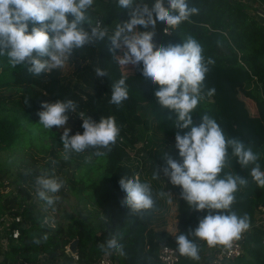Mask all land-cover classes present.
<instances>
[{
  "label": "trees",
  "instance_id": "obj_1",
  "mask_svg": "<svg viewBox=\"0 0 264 264\" xmlns=\"http://www.w3.org/2000/svg\"><path fill=\"white\" fill-rule=\"evenodd\" d=\"M117 2L94 0L95 8L89 10L93 22L100 19L110 35L117 24L129 19L127 10L118 7ZM145 2L151 7L155 0ZM257 2L264 5V0ZM188 3L190 7L198 8L199 13L173 29L171 35L164 33L165 24L157 22L154 42L158 46L182 44L188 36H192L201 44L204 62L207 63L210 58L215 63L209 65L210 71L201 91L202 99L192 113L194 124L199 125L205 114L214 118L226 138H239L259 154L258 163L264 171V24L252 15L253 8L248 0H188ZM110 46V41L105 38L104 41L76 49L63 68L39 76L28 72L30 65L27 63L12 67L6 56L0 57V153L20 151L30 146V143L23 145L20 130L26 126L24 118L39 124L38 112L43 110L42 103L71 99L77 104V109L68 113V125L65 127L71 128L70 136L84 132L80 113L96 122L113 116L120 127L117 143L103 157L95 156V150L88 149L82 153H71L65 160L60 152L64 151L60 139L64 129L54 126L52 130H43L54 139L52 145L42 146V153L49 158L40 170H44L47 176L55 177L54 162L57 171L67 178L64 187L86 203L96 202L100 194L112 197L119 194L124 198L126 193L119 184L121 178H139L141 182L151 184L156 197V210L146 212L143 217L129 216L128 209L120 202L115 216H109L96 225L80 211L67 212L63 222L52 225L45 220L46 214L39 204L30 201L29 195H24L25 190H19V194L4 193L7 185L0 169V219L7 214L21 216L20 223L10 226V229H19L20 236L18 240L10 241L4 252L5 263L36 262L41 255H46L53 260L61 258V264H97L107 254L98 247L99 243L107 240L110 232L120 231L126 255L109 253L115 264H163L159 259L161 245L166 243L176 249L175 235L194 230L199 220L208 214L207 210L189 208L186 201L180 198L181 188L173 186L163 172L159 173L158 179H153L155 170L164 166L163 157L167 153L182 163L178 150L174 154L167 149L160 151L147 140V133H153L154 136H161L163 144L168 145V141L174 140L176 132L180 131L174 127L176 116L171 113V119H168L169 111L160 108L155 96L159 85L143 76L142 62L140 66L120 65L109 51ZM124 51L126 49H117L115 54L122 56ZM97 67L106 69L108 75L98 78L95 73ZM122 77L126 78L129 98L116 106L110 103L112 84ZM238 84L253 102L254 113L237 115L231 97ZM210 89H215L211 95L208 94ZM32 107L33 110L30 109ZM144 108L149 109L150 120L142 118L140 111ZM231 152L229 147V155ZM89 158L90 162H86ZM253 166L243 168L232 157L224 169L249 181L246 187L235 193L236 200L232 205V211L238 216L247 215L249 222L264 206V188L258 187L250 175ZM70 167L73 171L68 169ZM148 173L150 177L146 176ZM159 181L167 186H162ZM169 189L176 199L177 232L174 236L167 230L168 209L164 200ZM216 211L213 210V214ZM45 235L46 240L43 239ZM36 237L41 238L40 244L34 243ZM74 241L77 260L66 253V248ZM196 242L200 246V260L179 255L180 264H206L202 261L207 251L206 242L198 239ZM230 264H264V232L256 230L250 234L244 242V255Z\"/></svg>",
  "mask_w": 264,
  "mask_h": 264
},
{
  "label": "clouds",
  "instance_id": "obj_2",
  "mask_svg": "<svg viewBox=\"0 0 264 264\" xmlns=\"http://www.w3.org/2000/svg\"><path fill=\"white\" fill-rule=\"evenodd\" d=\"M93 5L94 0H0V57L6 56L12 67L27 63L30 65L28 72L39 76L63 68L74 50L107 38L111 44L109 51L120 65L140 66L142 62L143 76L159 85L155 96L160 108L169 111L168 119H171V113L175 114L174 127L180 130L175 135V147L182 163L167 153L163 157L164 166L155 170L153 179H158L159 173L163 172L173 186L181 188L180 198L189 208L208 211L194 230L175 235L176 252L199 261L197 239L209 247L231 248L233 241L239 240L250 227L247 215L238 216L232 211L235 193L246 187L249 181L224 169L232 157L243 168L254 165L250 172L252 180L264 188V171L258 163L260 156L239 138H226L221 126L207 114L202 116L199 125L194 124L192 113L202 99L201 91L210 71L209 65L215 63L210 58L204 62L201 44L192 36L182 44L158 46L154 42L157 22L165 24L167 32L168 28L175 29L198 14L199 9L190 7L188 0H167V6L165 0H155L151 7L145 0H118V7L127 10L129 19L117 24L110 35L101 21L93 22L89 14ZM121 48L126 51L117 56L116 50ZM95 73L98 78L108 75L107 70L100 67ZM214 91L210 89L208 94ZM128 98V85L126 78L122 77L112 84L110 103L120 106ZM25 102L27 104L28 100ZM41 107L43 110L38 112L40 125L48 130L54 126L64 129L60 139L65 160L71 153L88 149H94L95 156L103 157L117 143L120 127L113 116L96 122L80 113L84 132L70 136L71 128L65 126L68 125V113L75 112L77 104L68 99L44 102ZM185 129L190 130L183 131ZM86 162H90V158ZM35 183L39 199L53 207L60 199L54 194L61 191L64 181L40 175ZM119 184L126 193L121 206L128 209L129 216L143 217L146 212L156 210V197L149 182L124 177ZM213 210H217L216 214ZM123 238L120 231L110 232L109 238L98 247L103 252L125 256ZM43 239L46 240L47 236ZM34 243L40 244L41 238H34Z\"/></svg>",
  "mask_w": 264,
  "mask_h": 264
},
{
  "label": "rangeland",
  "instance_id": "obj_3",
  "mask_svg": "<svg viewBox=\"0 0 264 264\" xmlns=\"http://www.w3.org/2000/svg\"><path fill=\"white\" fill-rule=\"evenodd\" d=\"M235 87H237V91L235 89V92L232 93V97H230L233 100V104L235 103L234 107L237 110V115H249L254 113L255 106L253 102L246 97L247 95H245V93L242 91L240 84L235 85ZM30 109L33 110L34 108L32 107ZM140 114L144 119L150 120L151 118L148 108L141 110ZM24 119V121H27V123L25 128L20 127V132L23 133V145H28L30 143V146L28 148L21 149L22 151L16 150L11 153H0V169L3 171L4 183L7 185V187L4 189V193L6 194L12 192L19 194V190H25L24 195H29L31 197V200L29 199L30 201L37 202L39 204L42 212L46 214L45 220L47 219L52 225L56 222H63L64 214L73 211H80L82 215L88 216L95 225L109 216H115L118 206L123 199L122 197L118 196L119 194H117L116 197H112L108 194H100L96 202H88V204L86 202L80 201L66 187H63L59 193L54 194L59 196L60 199L53 207H49L44 201L39 199L35 180L36 177L40 175H46V172L44 170H40V167L44 165L49 158L48 155L42 153L41 150L43 149V145H52L54 137L48 134L47 131H43L47 129H45L42 125L30 122V120L28 121L26 118ZM139 131L142 132L141 129ZM147 134V140L151 141L153 148L154 145H156L158 150L162 151L167 149L169 153L172 152L173 154L176 150H178L175 147V139L168 141V145H164L161 136H154L153 133L152 135L149 133ZM139 146H141V144ZM56 150L60 149L56 148ZM60 152L64 154V151L61 150ZM143 158L146 159L145 154ZM52 167L55 178L63 180L64 186H66L65 180L67 178L57 171L54 162L52 163ZM68 169L73 171L72 167ZM68 176H70V173ZM77 176L78 174H76V177ZM146 176L150 177L149 173ZM166 178L169 179L168 177ZM159 182L162 184V186H167L166 183L161 181ZM49 195L53 194L50 193ZM164 201L166 202L168 209V230L171 231L172 226H175L177 223L175 218L176 199L172 190L169 189V191L165 193ZM169 201H171V203H169Z\"/></svg>",
  "mask_w": 264,
  "mask_h": 264
},
{
  "label": "built area",
  "instance_id": "obj_4",
  "mask_svg": "<svg viewBox=\"0 0 264 264\" xmlns=\"http://www.w3.org/2000/svg\"><path fill=\"white\" fill-rule=\"evenodd\" d=\"M253 8L252 15L258 18V21L264 24V5L257 0H248ZM92 8H95L93 5ZM97 21H101L98 19ZM102 22V21H101ZM173 28H168L167 32L164 29V33L167 35L172 34ZM142 155V154H141ZM46 221H48L46 219ZM21 216H12L11 214L4 215L0 219V264H8L4 261V252L7 251L11 240H18L20 236L19 229H10V226L14 223H20ZM250 227L248 230L242 233L239 240H235L232 243L231 248H225L224 246L209 247L206 244L207 251L202 259L206 264H230L241 258L244 255V242L247 237L256 230L264 232V206L258 209L254 219L249 222ZM66 253L70 254L75 260L77 255L69 250V246L66 248ZM159 259L163 264H180V256L176 252L174 247L164 243L159 250ZM62 259L57 258L55 260L48 258L46 255H41L36 262L19 261L13 264H61ZM97 264H115L109 253L105 254Z\"/></svg>",
  "mask_w": 264,
  "mask_h": 264
},
{
  "label": "water",
  "instance_id": "obj_5",
  "mask_svg": "<svg viewBox=\"0 0 264 264\" xmlns=\"http://www.w3.org/2000/svg\"><path fill=\"white\" fill-rule=\"evenodd\" d=\"M69 250L76 254V241L72 242L70 245H69Z\"/></svg>",
  "mask_w": 264,
  "mask_h": 264
},
{
  "label": "crops",
  "instance_id": "obj_6",
  "mask_svg": "<svg viewBox=\"0 0 264 264\" xmlns=\"http://www.w3.org/2000/svg\"><path fill=\"white\" fill-rule=\"evenodd\" d=\"M167 230H168V227H167ZM168 232H169L172 236H174V235L176 234V232H177V223H176L175 226H172L171 231L168 230Z\"/></svg>",
  "mask_w": 264,
  "mask_h": 264
}]
</instances>
